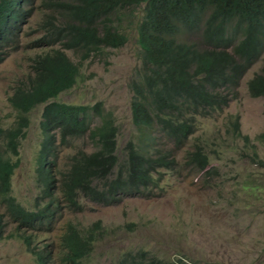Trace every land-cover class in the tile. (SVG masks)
<instances>
[{
    "label": "trees",
    "instance_id": "1",
    "mask_svg": "<svg viewBox=\"0 0 264 264\" xmlns=\"http://www.w3.org/2000/svg\"><path fill=\"white\" fill-rule=\"evenodd\" d=\"M141 6L142 75L132 85V121L139 134L137 141L128 143L120 163L119 130L112 112L104 113L100 103L90 107L55 99L72 88L80 75V65L67 51L80 54L82 62L92 53L122 47L128 40L123 23ZM37 10L42 18L36 28L40 34L30 43L35 50L30 72L9 98L23 114L45 104V138L38 156L42 196L51 193L59 138L66 142L69 136L89 132L95 150L72 157L65 174V196L26 209L10 196V190L19 165L12 155L19 153L29 118L21 115L15 126H0V195L19 228L50 230L61 209H83L80 198L112 205L129 197H156L167 170L179 173L190 167L207 177L218 173L207 140L187 146L196 131L192 120L223 112L237 97L247 71L264 55V0H0V63L17 49L23 25ZM247 85L252 96H264V66ZM226 127L229 135L243 137L253 146L249 136L242 135L239 118ZM257 139L264 142V132ZM184 147L186 155L179 161ZM253 154L258 156L257 151ZM2 218L0 214V235L6 226ZM100 226L98 222L80 231L78 225H70L58 257L50 254L53 243L31 248L33 235L22 236L39 264H80L92 252ZM178 262L186 264L182 259L163 260L143 249L120 260V264Z\"/></svg>",
    "mask_w": 264,
    "mask_h": 264
},
{
    "label": "rangeland",
    "instance_id": "2",
    "mask_svg": "<svg viewBox=\"0 0 264 264\" xmlns=\"http://www.w3.org/2000/svg\"><path fill=\"white\" fill-rule=\"evenodd\" d=\"M143 6L133 9L124 21L128 40L122 47L92 53L82 62L80 54L67 51L80 65V75L72 88L55 99L90 107L100 103L104 113L112 112L119 130L116 153L120 163L128 143L137 141L139 134L132 121V85L142 75L138 25ZM41 18L42 13L37 10L27 19L17 49L0 63V126H15L21 115L29 118V125L20 136L19 153L12 155L19 165L10 190V196L26 209L65 196V174L71 168L72 157L80 151L95 150L89 132L69 136L66 142L59 138L57 156L53 157L51 193L42 196L38 156L45 138V104L23 114L9 98L30 72V56L35 53L30 43L40 34L36 28ZM263 66L264 55L247 71L237 97L223 112L210 117L195 116L192 120L196 131L187 146L207 140L208 153L218 166L216 175L207 177L190 167L179 173L167 170L156 197H129L112 205L80 198L83 209H61L50 230L19 228L10 218L9 204L0 195V214L6 223L0 235V264H39L22 234L33 235L31 248L53 243L50 254L58 257L63 234L70 225L85 231L98 222L102 231H96L93 252L80 264H120L127 253L140 249L166 261L182 259L186 264H264V142L257 139L264 132V96H252L247 85ZM237 118L242 135H248L253 146H248L243 137L226 132V125ZM185 147L179 152V161L184 160ZM254 151L258 156H254Z\"/></svg>",
    "mask_w": 264,
    "mask_h": 264
},
{
    "label": "clouds",
    "instance_id": "3",
    "mask_svg": "<svg viewBox=\"0 0 264 264\" xmlns=\"http://www.w3.org/2000/svg\"><path fill=\"white\" fill-rule=\"evenodd\" d=\"M13 92H14V91H13ZM5 224H6V223H5ZM92 252H93V250H92ZM92 252H91V253H92ZM91 253H90V254H91ZM90 254H88V255H90ZM88 255H87V256H88ZM87 256H86V257H87ZM86 257H85V258H86Z\"/></svg>",
    "mask_w": 264,
    "mask_h": 264
}]
</instances>
